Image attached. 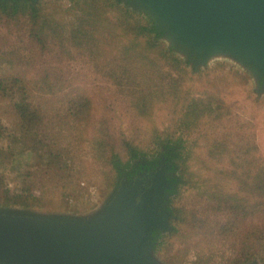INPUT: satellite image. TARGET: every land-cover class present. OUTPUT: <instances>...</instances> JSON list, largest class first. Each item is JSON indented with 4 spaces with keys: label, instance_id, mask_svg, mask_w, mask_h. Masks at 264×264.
<instances>
[{
    "label": "rangeland",
    "instance_id": "rangeland-1",
    "mask_svg": "<svg viewBox=\"0 0 264 264\" xmlns=\"http://www.w3.org/2000/svg\"><path fill=\"white\" fill-rule=\"evenodd\" d=\"M39 3L44 11L37 22L27 15L18 24L0 21V79H23L31 103L19 107L20 92L0 89L1 207L92 213L118 184L114 154L124 166L135 158L129 145L138 147L137 157L146 158L166 146L177 148L176 198L196 223L235 217L219 210L220 201L230 207L245 197L249 204L258 200L259 191L264 194V95H258L245 69L218 57L197 70L155 33L153 40L172 50L183 69L154 51H148L154 63L116 59L121 51L111 50L113 44L100 56L95 42L77 43L74 0ZM91 28L96 38L110 32L107 24ZM7 59L42 61L25 67L9 65ZM8 191L28 198V204L14 202ZM238 218L239 235H211L214 246L201 251L206 252L203 261L196 243L209 232L194 230L192 223L181 225L176 235L161 233L167 244L157 237L156 252L168 264H229L245 241L264 231V205ZM255 258L264 264L259 254L247 262Z\"/></svg>",
    "mask_w": 264,
    "mask_h": 264
},
{
    "label": "water",
    "instance_id": "water-1",
    "mask_svg": "<svg viewBox=\"0 0 264 264\" xmlns=\"http://www.w3.org/2000/svg\"><path fill=\"white\" fill-rule=\"evenodd\" d=\"M34 1L42 0H0ZM147 15L178 56L199 70L225 57L264 95V0H121ZM164 160L124 176L96 211L40 212L0 206V264H168L156 233L173 230L169 209L178 184ZM246 264H261L258 258Z\"/></svg>",
    "mask_w": 264,
    "mask_h": 264
},
{
    "label": "trees",
    "instance_id": "trees-1",
    "mask_svg": "<svg viewBox=\"0 0 264 264\" xmlns=\"http://www.w3.org/2000/svg\"><path fill=\"white\" fill-rule=\"evenodd\" d=\"M85 1L89 3L88 7L81 5V2L79 0H74V10L76 11L75 15L77 17V20L75 21V31L77 30L81 36L76 38L79 46H85L90 42H95L96 53L100 56H103L104 52L107 53V50H109V47L107 45L113 44V46L110 47L111 50L120 49L121 51V54H118V57H116V59H135V57H140L143 58L141 60H145V62L148 63H154L156 61V59H150L152 58V56L150 55V53H148V51H154L157 56L171 59V62L175 64V67L177 69H183L181 68V60L173 55L172 50L171 52L166 51L162 43L153 40L152 33L156 34V40L159 39L161 35L160 33H158V28L155 26L152 20H150L151 22L143 20L142 17L135 13L137 12L136 9L130 8L128 5L122 6L121 3H119V1L121 0H100V3H98L97 0ZM94 1L97 2L95 6L92 5ZM43 11L44 8L39 2L0 1V21H5L8 23L18 24L21 15H27L28 17H30L32 22H37L38 19L43 15ZM109 11H111L112 13L107 14V12ZM43 23L47 25V21H42V24ZM106 24L110 29L109 35L106 36L104 34H100L97 38L93 37L91 27L95 26L98 29H103L102 27H105ZM40 38L41 37H39V39ZM86 41L87 43H85ZM41 61V59H7L6 63L9 65L20 63V66L36 67L37 64H40ZM50 65L51 64L48 61V67ZM114 76L117 75L114 74ZM24 83V80L20 78L2 77L0 79V89H4L8 86L11 92L17 90L23 97L22 100H18L16 102L18 104L17 106L21 107L22 104L30 106L31 103L27 101V96L25 93L27 92V87ZM81 103L80 105H82ZM83 103L85 104V102ZM1 138L2 129L0 127V140ZM129 146L131 149V156L138 158V147H135L133 145ZM121 160L122 159L119 158V155L117 156L114 154L112 168L116 172V175H118L117 172L119 168L123 166L120 165ZM125 167H128V165H125ZM174 168L175 170H177V165L174 166ZM176 179L177 181H179L177 177ZM204 181H206L205 178ZM244 184L246 185V183ZM211 187L213 189L217 188L216 185H212ZM170 193L171 196L169 209L176 215V218L174 219L173 230L171 231L170 236L179 233L181 225H185L188 223H192L195 226L194 230L198 232H209L204 237H201V239L203 238V240L198 239L199 243H196V250L197 254L200 256V261H203L205 259L203 258V256L206 253L201 251L208 250L209 248L214 246V243L211 240V235H213L214 233L220 234L222 232L223 235L232 234L235 235V237L238 236L239 232L241 231V228H238V225L241 226L242 223V221L239 220L238 216L241 214V212H251L255 209L256 206L262 207L264 205V194L260 191L257 193L258 200H255L253 203L248 204L245 197L237 200V203L231 204L230 207L223 205L220 201L218 204L219 210H221L222 212L230 211L231 213H236L235 217L226 219L217 217L215 220H203L196 223L195 221H192V218H190V211L187 210L184 206L178 204L180 200H177L178 198L176 197L177 195H179V190L173 189ZM199 193L202 196L209 195L207 192L201 193V190L199 191ZM7 195H11L10 197L14 202H24L23 204H28V198L23 197V200L20 194H11V192L8 191ZM241 200H243V202H239ZM243 230L244 232H250L246 228H243ZM256 234H258L259 236L254 237V241H245L246 246L244 245L240 247L241 254L239 255L238 259H234L231 262L229 261V264L245 263L255 254H259L262 261H264V231L260 230L259 232H256ZM156 236L161 239V245L164 243L167 244L166 239L162 238L164 234H161V232H159L156 233Z\"/></svg>",
    "mask_w": 264,
    "mask_h": 264
},
{
    "label": "flooded vegetation",
    "instance_id": "flooded-vegetation-1",
    "mask_svg": "<svg viewBox=\"0 0 264 264\" xmlns=\"http://www.w3.org/2000/svg\"><path fill=\"white\" fill-rule=\"evenodd\" d=\"M177 158V148L174 146H166L163 150L154 157L146 158V157H138L134 158L131 165L125 167L121 166L118 170V181L126 176L128 179L135 178L139 176L141 173H146L154 170L162 160L165 161L166 164H172V167H168L169 172H174L176 166L175 160ZM177 182V179H175ZM180 182V181H179Z\"/></svg>",
    "mask_w": 264,
    "mask_h": 264
}]
</instances>
